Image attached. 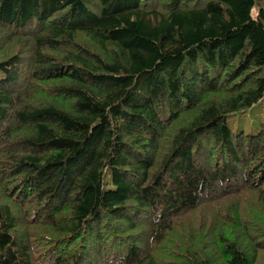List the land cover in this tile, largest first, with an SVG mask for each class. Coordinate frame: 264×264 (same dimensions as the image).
<instances>
[{"label":"trees","instance_id":"1","mask_svg":"<svg viewBox=\"0 0 264 264\" xmlns=\"http://www.w3.org/2000/svg\"><path fill=\"white\" fill-rule=\"evenodd\" d=\"M264 0H0V264H264Z\"/></svg>","mask_w":264,"mask_h":264},{"label":"rangeland","instance_id":"2","mask_svg":"<svg viewBox=\"0 0 264 264\" xmlns=\"http://www.w3.org/2000/svg\"><path fill=\"white\" fill-rule=\"evenodd\" d=\"M264 124V102L260 101L243 113H237L227 119L228 127L234 132L244 131L255 134Z\"/></svg>","mask_w":264,"mask_h":264}]
</instances>
